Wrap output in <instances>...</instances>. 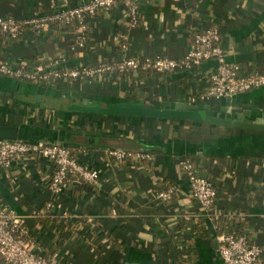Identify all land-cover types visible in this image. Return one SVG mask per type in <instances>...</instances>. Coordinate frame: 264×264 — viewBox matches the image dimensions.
Returning a JSON list of instances; mask_svg holds the SVG:
<instances>
[{
    "label": "crops",
    "instance_id": "0c3cea01",
    "mask_svg": "<svg viewBox=\"0 0 264 264\" xmlns=\"http://www.w3.org/2000/svg\"><path fill=\"white\" fill-rule=\"evenodd\" d=\"M88 1L0 0V16L23 19ZM139 3L136 26L127 24L125 2L88 17L84 48L71 50V35L50 26L43 33L0 38V57L14 65L65 59L64 67H96L125 54L119 49L123 37L130 56L177 58L191 47L194 32L214 27L221 33L225 62L240 65L242 73L264 71V0ZM216 64L210 60L190 70L135 80L118 79L108 71L45 84L0 76V123L18 125L19 140L69 146L78 161L99 172L93 182L75 178L58 195L51 189L56 166L50 159L30 153L10 167L0 166V206L25 220L30 239L51 264H224L216 216L239 224L262 249L255 264H264V130L76 108L131 102L126 93L134 89L139 96L135 103L160 108L210 104L214 114L264 123V86L229 99H199ZM111 148L145 151L150 157L121 161L107 155ZM191 160L217 189L211 212L193 197L183 167ZM167 185L175 191L162 201L157 193ZM44 208L55 219L48 225L39 221ZM79 217L90 229L75 225L71 235L66 222ZM95 243L101 245L99 253ZM0 264L7 263L0 258Z\"/></svg>",
    "mask_w": 264,
    "mask_h": 264
},
{
    "label": "built area",
    "instance_id": "2783aa9c",
    "mask_svg": "<svg viewBox=\"0 0 264 264\" xmlns=\"http://www.w3.org/2000/svg\"><path fill=\"white\" fill-rule=\"evenodd\" d=\"M119 2L128 6L127 24L136 26L141 15L139 0H89L82 6L61 9L49 14H36L27 18L17 19L12 16H0V32L13 38L20 37L27 32L40 33L49 29L52 23L63 22L72 26L76 21L79 26L75 30L68 28L71 36H76V44L71 50L84 48L89 30L88 17L99 10H108ZM128 44L122 45V57L102 64L98 67L81 66L64 67L65 59H53L46 64L38 63L27 67L14 65L0 57V76L12 77L23 81L39 82L79 79L80 77H94L97 73L108 71H129L137 69H153L158 72L174 70H190L210 60L217 61L216 67L207 80L208 86L199 96L201 101L221 99L238 93L264 86V71L242 73L241 66L227 63L224 60V49L221 46L220 30L207 27L197 32L194 42L181 58L158 57L156 59H140L127 54ZM37 153L54 162L56 170L51 179V189L55 194L65 193L71 185L72 177L86 182H93L99 178V172L78 161L73 149L63 144H46L40 140L29 142L24 140L0 139V166L10 167L21 156ZM107 155L117 160L132 158L148 159L149 153L130 149L111 148ZM183 167L188 172L193 197L203 209L211 212L217 197V189L211 179L199 176L191 161H185ZM174 187L159 190L157 196L162 201L170 200ZM49 207V206H48ZM29 228L25 220L18 217L12 209L0 206V258L7 264H51L38 250L29 238ZM220 255L224 264H255L262 249L244 236L231 232H223L218 236Z\"/></svg>",
    "mask_w": 264,
    "mask_h": 264
},
{
    "label": "water",
    "instance_id": "95a60500",
    "mask_svg": "<svg viewBox=\"0 0 264 264\" xmlns=\"http://www.w3.org/2000/svg\"><path fill=\"white\" fill-rule=\"evenodd\" d=\"M231 98L228 96V99ZM77 109L102 115H134L151 116L158 118H188L210 123H217L224 126L243 127L255 130H264V123L261 120L246 122L245 120L232 119L222 116L220 113L214 114L210 104L200 107L198 104L179 103L175 107H157L151 103L126 102L120 104H110L105 107L92 105H77ZM225 111V109H222ZM19 126L16 124L0 123V139H19ZM217 241V240H216Z\"/></svg>",
    "mask_w": 264,
    "mask_h": 264
},
{
    "label": "trees",
    "instance_id": "16d2710c",
    "mask_svg": "<svg viewBox=\"0 0 264 264\" xmlns=\"http://www.w3.org/2000/svg\"><path fill=\"white\" fill-rule=\"evenodd\" d=\"M78 26H79V24H78L77 21L72 26L64 24L63 22H61V23L56 22V23H52L51 24V28H53L54 30L55 29L56 30L57 29L58 30L62 29L63 31H66V32H67L68 28L70 30H75V29L78 28ZM44 31H42V33ZM196 33H197V31L193 33L192 44L194 42V37H195ZM87 34L88 33H86V36H87ZM22 36H20V37H22ZM7 37L10 38V39H18L19 38V37L13 38V37L9 36L8 34H4V33L0 32V38L5 39ZM71 40L74 41L75 44H76V40H77L76 36H71ZM119 40H120L119 49L121 50L122 49V45L124 43H126V39H124L123 37H119ZM158 57H164V56H160V55H155L154 54V55H147V56L141 57L140 59H142V60L145 59V58L156 59ZM181 57H177V59L181 58ZM173 58H175V57H173ZM40 63H42V62H40ZM108 63H111V61H109V60L108 61H104V62L98 64V66H100L102 64H108ZM19 65H24V66H27V67H31V66H29V62L21 63ZM98 66H96V67H98ZM93 68H95V67H93ZM177 70H179V69H177ZM177 70H174V71H177ZM174 71H171V72H174ZM105 72H107V71H105ZM113 73H114V76L118 77V79H133V80H135L136 78H143V77H147V76H151V75L158 76V75H162V74L169 73V72H158V71L153 70V69H137V70H132V71L131 70H129V71H118V70H115ZM58 83L59 82H57L55 84H58ZM126 96H127V99L129 101L138 102L137 100H138L139 96L136 94V91H134V89L128 90L127 93H126ZM191 162L193 164L192 160H191ZM196 173L198 174L197 170H196ZM199 176H201V175H199ZM203 177H205V176H203ZM72 179L74 180L75 177H72ZM168 187H169V185H167L163 189H159V190H166V189H168ZM38 216H39V221H41V223H43V225H48L52 220H55V219H52V217H50L48 215V211L45 208L39 210ZM52 216H54V215H52ZM69 223L70 222H68V223L66 222V224L68 226V229H69V232H70L71 235H72L71 232H73L75 225H77V226L79 225L81 227V230L90 229L89 223L87 221H84V219L82 217H79V219L75 218L74 221H73V224L69 225ZM213 223H214V226H215L216 231L218 232V234H220L222 232H231V233H234L235 235L244 236V237L248 238L247 234H245L244 232L240 231V229H239L240 225L239 224H235L234 220L231 221L230 223H227L225 221H222L219 216H216V217H213ZM62 228H64L63 224H61V229ZM29 238H30V233H29ZM95 248H96V252L99 253L101 245L95 243Z\"/></svg>",
    "mask_w": 264,
    "mask_h": 264
}]
</instances>
